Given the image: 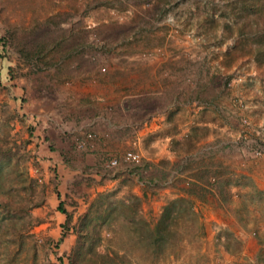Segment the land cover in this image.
Returning <instances> with one entry per match:
<instances>
[{"label": "rangeland", "instance_id": "374dc122", "mask_svg": "<svg viewBox=\"0 0 264 264\" xmlns=\"http://www.w3.org/2000/svg\"><path fill=\"white\" fill-rule=\"evenodd\" d=\"M164 43L187 53L190 66L198 56L205 85L198 90L190 80V90L220 100L201 116L210 124L195 120L190 132L224 140L221 158L208 146L193 157L189 138L174 140L187 155L171 170L198 182L176 196L162 185L141 192L138 181L150 177L144 159L119 171L107 166L111 155L88 160L78 142L86 133L76 130L80 77L106 72L100 57ZM242 163L251 179H242L246 191L229 208L212 178L231 180ZM160 166L165 183L167 165ZM120 172L119 183L105 185ZM131 195L139 199L135 212ZM167 204L169 219L157 232ZM73 257L76 264H264V0H0V264H72Z\"/></svg>", "mask_w": 264, "mask_h": 264}, {"label": "crops", "instance_id": "0c3cea01", "mask_svg": "<svg viewBox=\"0 0 264 264\" xmlns=\"http://www.w3.org/2000/svg\"><path fill=\"white\" fill-rule=\"evenodd\" d=\"M171 48L167 43L151 44L142 48L143 51L133 53L131 57L122 54L119 58L108 57V54L102 51L107 58L102 56L97 63L100 66L106 65L107 71H95L94 74L90 71L85 77H80L84 80L80 82L77 97L78 103L82 104L79 109L84 111L78 118L83 120H78L76 130L79 136L92 132L97 137L88 140V160H99L105 155L121 156L127 150L140 151L144 157V166L149 169L145 170V173L150 174V177L141 176V181H138L137 177L135 180L138 181L141 192L146 194H149L146 187L161 185L164 188L163 193L167 195L187 194L188 188L185 186H188L189 180L197 181L187 171L171 170L180 157L183 159L187 155L186 152L178 154L174 140L189 138L197 146L196 150L188 152V155L193 157L200 158L204 146H208L206 149L211 151L213 158H221L223 154L222 138L195 137L194 132H190V129L195 127L190 124L196 123L195 120L197 127L209 125L208 122L200 121L202 114L205 110L220 105L218 98H212L203 91L199 94L190 90V80H193L198 90L205 85L202 78L206 72L205 67L203 69L198 65L196 54L193 60L195 63L190 66L187 53H173ZM214 71L212 68L211 72ZM214 73L215 76L219 75V71ZM213 85L217 84L214 82L209 88L214 91ZM227 104L231 106L230 102ZM148 136L153 139L146 140ZM136 139L138 143H135ZM230 141L234 140L230 138ZM145 143L148 144V149L144 146ZM230 149L225 148V154L230 155ZM56 153L57 150H49L50 156L58 157ZM163 162L167 165L165 183L155 171L162 167L160 165ZM242 165L243 173L234 175L230 184L235 193L246 191V182L242 179H251L249 168L246 169L244 163ZM120 168L123 166L117 168L118 171ZM123 177L121 172L113 174L105 179V185L113 186ZM147 180L148 183L145 184ZM180 181H184L183 184H180ZM237 182H240L239 185ZM255 183L257 189H263L259 179ZM195 202L200 208L210 207L202 200L197 199Z\"/></svg>", "mask_w": 264, "mask_h": 264}, {"label": "trees", "instance_id": "16d2710c", "mask_svg": "<svg viewBox=\"0 0 264 264\" xmlns=\"http://www.w3.org/2000/svg\"><path fill=\"white\" fill-rule=\"evenodd\" d=\"M204 167V166H203ZM189 173V172H188ZM204 173H205V171H204ZM190 174V173H189ZM213 185L218 189V191H214L213 193H214V195H215V197L216 198H218V199H220L221 200V202H223L225 205H227L229 208H233L234 207V205H233V197H235L234 196V194H235V192L232 190V187L230 186V184H231V181H232V178H231V180H228V179H226V178H221V177H218V175L217 174H215L214 176H213ZM190 184H192L193 185V187H192V189L194 190V187L196 186V185H198V182H192V183H190ZM237 185H239V182H237L236 183ZM205 191H207V189L206 188H203ZM211 191L213 190V189H210ZM191 192H193L192 190H187V193L188 194H191ZM131 199V200H130ZM127 200L128 201H131V203H132V207H130V210H131V212H135V210H134V204H133V202H132V200H139L138 199V197L137 196H135V195H131V197L130 198H127ZM178 199H176V200H173V201H177ZM121 201V200H120ZM123 201V200H122ZM117 203V202H116ZM125 205H126V202H125ZM111 206H112V204L110 205V208H111ZM63 207V202H62V204H61V206H60V209H61V211H64V213H66L67 215H68V221H71V219H72V217H71V214H69V212L67 211V210H65V209H63L62 208ZM238 207V206H237ZM134 210V211H132V209ZM170 205H166L165 206V208H164V212H163V215H162V218H161V221H160V223L158 224V226H157V232H161V226H162V224H164V222H166L168 219H169V211H170ZM167 228H168V225H167ZM72 264H76V260H75V258L73 257L72 258Z\"/></svg>", "mask_w": 264, "mask_h": 264}, {"label": "built area", "instance_id": "2783aa9c", "mask_svg": "<svg viewBox=\"0 0 264 264\" xmlns=\"http://www.w3.org/2000/svg\"><path fill=\"white\" fill-rule=\"evenodd\" d=\"M86 138L79 139V146L81 148H86L88 145V140L94 139L96 137L95 133L87 132L85 135ZM135 143H138V140H135ZM260 152H258V155ZM143 154L138 150H128L123 153L121 156L113 157L107 161V166L112 169L118 168L121 164L129 166H140L143 162Z\"/></svg>", "mask_w": 264, "mask_h": 264}]
</instances>
